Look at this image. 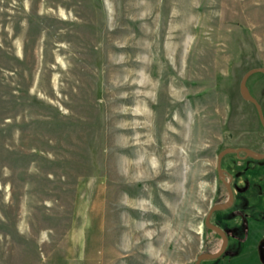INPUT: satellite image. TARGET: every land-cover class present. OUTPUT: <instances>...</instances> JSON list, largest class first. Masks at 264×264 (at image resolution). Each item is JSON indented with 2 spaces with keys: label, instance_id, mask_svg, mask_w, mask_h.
<instances>
[{
  "label": "rangeland",
  "instance_id": "1",
  "mask_svg": "<svg viewBox=\"0 0 264 264\" xmlns=\"http://www.w3.org/2000/svg\"><path fill=\"white\" fill-rule=\"evenodd\" d=\"M260 67L264 0H0V264H194ZM222 167L243 234L264 162Z\"/></svg>",
  "mask_w": 264,
  "mask_h": 264
},
{
  "label": "flooded vegetation",
  "instance_id": "2",
  "mask_svg": "<svg viewBox=\"0 0 264 264\" xmlns=\"http://www.w3.org/2000/svg\"><path fill=\"white\" fill-rule=\"evenodd\" d=\"M230 148L249 149L254 152L264 154V149H259V147L253 145H245V146L239 145ZM228 156L233 157L238 162H258V163L264 162V159L257 160L250 156H247L246 152L243 150H241L239 153L227 154L222 158L221 168L224 171V179L226 180V182L229 183V186L232 190L233 202L231 206L226 209L214 211L210 216V223L213 224L214 226H217L223 231L226 237V244L223 253L218 258L203 260L201 261L200 264H205L207 262H214V264H264V187L263 186L258 187L255 184H248L246 187L245 186L243 187V190L246 193L251 194L252 197L253 196L255 197V199L251 201V203L249 204L250 209H252V213L249 214L245 212L243 214V219L246 221V223L242 224L244 227L243 234L239 233L240 223L236 229V233H229L228 230L220 222H217L214 219L216 213L229 210L230 208L235 206L238 199L237 188L241 190L240 187L236 188V186L234 185L235 177H233L230 173L227 172L226 169L222 167L223 160ZM216 170H217V165H216ZM217 176L222 185L224 191L223 194H225L222 202L217 204H223L228 201L229 193L225 183L219 177L218 171H217ZM217 204L212 205L211 208ZM210 209L208 213L210 212ZM208 213L206 214V217ZM257 215H259L260 217H258ZM239 216H241V214H239ZM206 217L204 219V227L206 231L204 237L206 238V240H204V246H203L204 249L201 253L214 254L220 251V249L224 244V240L220 234L206 227L205 225Z\"/></svg>",
  "mask_w": 264,
  "mask_h": 264
},
{
  "label": "water",
  "instance_id": "3",
  "mask_svg": "<svg viewBox=\"0 0 264 264\" xmlns=\"http://www.w3.org/2000/svg\"><path fill=\"white\" fill-rule=\"evenodd\" d=\"M256 73L264 74V68H262V67L253 68L244 74V76L241 80V83H240V93H241V96L243 97L244 100L252 103L255 106L257 113H258V116H259L260 123H261L262 127L264 128V113H263L262 106L260 105L258 100L251 95V93L247 87V80L249 79L250 76H252ZM241 150L245 151L247 156H250L254 159H257V160L264 159V154L254 152V151L249 150V149H235V148L228 147V148H225L224 150H222L218 154V156H217V171H218L219 177L222 179V181L225 183V185L228 189L229 198H228V201L226 203L217 204L210 209V212L208 213L206 220H205V225L209 229L220 234L224 240V244H223L222 248L220 249V251H218L217 253H214V254L201 253L200 255H198L196 262L194 264H200L201 261H203V260L216 259L223 253V250H224L225 244H226V237L220 228H218L217 226H214L213 224L210 223V216L216 210H222V209H226V208L230 207L232 202H233V193H232V190L229 186V183L226 182V180L224 179V171L221 168V162H222V158L225 155L230 154V153H239Z\"/></svg>",
  "mask_w": 264,
  "mask_h": 264
},
{
  "label": "bare ground",
  "instance_id": "4",
  "mask_svg": "<svg viewBox=\"0 0 264 264\" xmlns=\"http://www.w3.org/2000/svg\"><path fill=\"white\" fill-rule=\"evenodd\" d=\"M64 3V2H63ZM171 17V16H170ZM123 30V29H122ZM150 34V33H149ZM64 37V36H63ZM118 37V36H117ZM75 40V39H74ZM124 40V39H123ZM131 40V39H130ZM127 41V40H126ZM119 42V41H118ZM126 43V42H125ZM110 44V43H109ZM112 45V44H111ZM69 46V45H68ZM84 46V45H83ZM72 47V46H71ZM112 47V46H111ZM117 48V47H116ZM74 49V48H73ZM78 50V49H77ZM76 51V50H75ZM83 53V52H82ZM85 53V52H84ZM64 54V53H63ZM79 58V57H78ZM84 58V57H83ZM80 59V58H79ZM83 60V59H82ZM110 61V60H109ZM132 61V60H131ZM88 62V61H87ZM139 62V61H138ZM202 62V61H201ZM108 65V64H107ZM155 66V65H154ZM202 66V65H201ZM70 67V66H69ZM74 67V66H73ZM79 68V67H78ZM58 69H60V68H58ZM80 71V70H79ZM78 71V72H79ZM65 75V74H64ZM78 86V85H77ZM128 89V88H127ZM63 91V90H62ZM73 91V90H72ZM74 92V91H73ZM53 94V93H52ZM83 94V93H82ZM157 95V94H156ZM158 112V111H157ZM143 114V113H142ZM137 116V115H136ZM145 116V115H144ZM143 116V117H144ZM158 117V116H157ZM203 121V120H202ZM202 125V124H201ZM182 127V126H181ZM111 130V129H110ZM184 130V129H183ZM115 131V130H114ZM201 132V131H200ZM113 133V132H112ZM154 148V147H153ZM128 151V150H127ZM153 151V150H152ZM176 155V154H175ZM162 157V156H161ZM162 159V158H161ZM128 162V161H127ZM129 166V165H128ZM129 227V226H128ZM128 227H124L125 229H126V231L128 232V229H130V228H128ZM133 228V227H132ZM132 230V229H131ZM133 231V230H132ZM131 231V232H132ZM130 232V233H131ZM126 241V240H125ZM127 242V241H126ZM140 264L142 263V262H139Z\"/></svg>",
  "mask_w": 264,
  "mask_h": 264
}]
</instances>
